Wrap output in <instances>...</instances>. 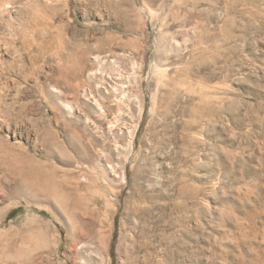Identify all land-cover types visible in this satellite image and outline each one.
<instances>
[{
	"label": "rangeland",
	"instance_id": "obj_1",
	"mask_svg": "<svg viewBox=\"0 0 264 264\" xmlns=\"http://www.w3.org/2000/svg\"><path fill=\"white\" fill-rule=\"evenodd\" d=\"M99 50L94 136L48 89ZM0 264H264V0H0Z\"/></svg>",
	"mask_w": 264,
	"mask_h": 264
},
{
	"label": "bare ground",
	"instance_id": "obj_2",
	"mask_svg": "<svg viewBox=\"0 0 264 264\" xmlns=\"http://www.w3.org/2000/svg\"><path fill=\"white\" fill-rule=\"evenodd\" d=\"M153 12L150 11L151 14ZM155 18V23L160 27L161 30L164 27L169 26L167 23L161 22L158 19L159 17ZM196 24L197 23H195L193 27L192 24L190 27L188 23L181 22L178 27L182 30H186L187 32L189 30L192 31L194 28H196ZM197 29L199 28L197 27ZM170 39L172 40V38ZM172 42L174 44L175 41ZM174 46L175 45H173V47ZM124 53L115 52L111 50H99L95 53L93 52L86 58H84L82 55L76 57L75 62L71 66H68L65 71H59L58 76H60V78L63 79L65 82V91H62L58 87L50 86L48 89V93L50 94V99H52L53 103L55 104V107L60 117H63L65 119L67 118L69 120L74 119V121L81 120L84 124L83 128L89 129L91 135L95 134L94 136H98V133L112 134L115 131L120 132V130H118L117 128V123L108 119V114L113 107H116V109L119 110L120 105L123 104V102H125L126 100V91L128 87L131 86V84L129 83V77L125 76V73L123 74V71H120L121 69H118L119 65H121V62L126 65V63H124L125 61H127L125 60V58H128L127 55L125 56ZM130 60L128 59V61ZM134 76L132 78V81L130 82H132V84L137 90H140L141 78ZM72 81L78 82L76 84H72ZM70 98L71 100H69ZM154 98L155 97H153V99ZM82 108L86 109L89 113H93L97 121H93L90 116H88V114L82 113ZM49 134L53 137H56L54 136V131H50ZM114 149L119 150V146H114ZM100 158H103V153L100 154L99 161ZM102 161H105L104 158ZM106 162L107 163L103 165L100 164L104 167L105 173L114 172V168L110 165V163H108V161ZM104 169L102 168L103 171Z\"/></svg>",
	"mask_w": 264,
	"mask_h": 264
}]
</instances>
